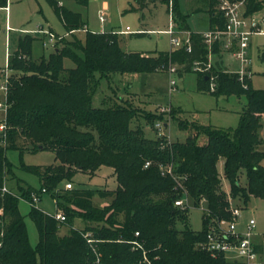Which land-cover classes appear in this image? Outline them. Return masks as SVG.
Wrapping results in <instances>:
<instances>
[{
    "label": "trees",
    "instance_id": "obj_1",
    "mask_svg": "<svg viewBox=\"0 0 264 264\" xmlns=\"http://www.w3.org/2000/svg\"><path fill=\"white\" fill-rule=\"evenodd\" d=\"M47 1L73 40L58 35L55 49L35 59L36 37L26 33L8 56L9 107L6 143L0 142V190L13 171L8 149L19 150L21 156L50 150L52 163H23L22 167L39 177L41 190L53 191L66 220L61 222L33 204L30 216L39 231L34 247L19 200L25 196L31 202L32 192L41 190L21 188V193L12 189L3 193L0 264H90L95 255L84 236L87 232L102 253L103 264H234L224 255L213 256L200 244L209 227H217L220 219H232L234 208L246 205L252 197L264 198V141L259 133L264 126V88H254L250 79L244 87L237 74L225 73L222 53L215 46L217 59L212 69L218 88L211 93L246 95L248 103L240 112L239 124L217 127L179 118L180 128L188 131L186 139L170 140L158 132L148 137L145 126L157 130L156 122L167 120V114L145 113L123 97L111 95L95 106L102 79L177 65L183 71L198 72V89L208 91L209 71L195 69L196 63L202 68L208 64L202 31L191 32L190 50L126 51L119 33L90 31L82 14L68 8L65 0ZM74 1L87 5L90 0ZM158 2L169 4V10L172 6L178 28L189 29L179 0H136L131 9L143 12L150 3ZM217 3L189 1L193 12L209 13L211 29L225 27ZM0 4L6 6L7 0ZM263 5L264 0H247V13ZM78 31L85 32L84 39L76 37ZM65 58L74 66L65 67ZM104 167L113 170L116 188H61L79 172L95 175ZM244 175L246 183L242 182ZM56 188L63 193H55ZM184 194L193 206H205L200 230L190 226V208L175 206V200ZM96 195L110 200L97 205ZM77 218L84 227L75 226ZM62 225L69 227L64 235L59 233Z\"/></svg>",
    "mask_w": 264,
    "mask_h": 264
},
{
    "label": "rangeland",
    "instance_id": "obj_2",
    "mask_svg": "<svg viewBox=\"0 0 264 264\" xmlns=\"http://www.w3.org/2000/svg\"><path fill=\"white\" fill-rule=\"evenodd\" d=\"M190 0H179L180 10L186 15L189 29L178 28L174 25V12L169 4L158 2L150 3L143 12L132 10V4L136 0H90L87 5H81L74 0H65V5L82 14L84 21L90 31H114L119 33L121 46L126 51H166L172 49L171 35L167 32L173 28L179 39H185L192 31H206L211 29L209 25L210 15L206 11L193 12L189 4ZM105 11L106 20L102 21L101 12ZM264 14V5L254 12L255 17L261 21ZM43 25L55 32L62 38L73 40V36L64 26L60 17L47 0H7V5L0 4V86L6 82V68L8 64V53L16 48L18 38L29 33L36 37L33 41V57L38 59L42 55H48L55 47L52 44L44 45V35L38 33L39 27ZM130 31L124 32L126 27ZM87 29V28H86ZM262 32L251 37L249 46L250 68L252 71V85L254 88H264V22L261 24ZM145 34H139V33ZM85 32L78 31L76 37L84 39ZM62 46V44H59ZM231 57L229 54L223 55V69L228 73L235 69H240L241 63L231 59V63L226 60ZM217 57H213V62ZM228 59V58H227ZM65 67H73L74 62L64 59ZM171 80H175L176 85H171ZM199 86V74L196 71H183L178 66L177 72L160 70L155 72H126L116 73L110 79L103 78L100 89L95 95L94 105L101 106L106 96L123 97L132 102L145 113H157L159 108L171 107L173 113L167 114V120L162 121L164 132L171 140H184L188 136V131L181 129L179 118L189 122L210 124L217 127H236L240 121V112L246 107L248 99L246 95L239 97L236 94H220L216 96L210 91H201ZM3 90L0 89V96ZM176 111V112H175ZM2 114L0 112V119ZM148 137H155L157 130L151 126H145ZM260 137L264 141V126L260 130ZM262 150L264 151V145ZM7 156L12 163V175L8 176L7 186L17 193L27 189L40 191L42 183L39 177L31 171L22 167L23 163L49 164L54 161V153L50 150H41L37 153L25 152L23 156L17 149H8ZM264 165V159L262 161ZM66 181L61 188H66ZM246 183V176L242 178ZM73 187H86L95 189H114L117 186L116 177L110 167L102 168L98 174L91 175L86 172H79L73 178ZM227 190L230 185L225 181ZM48 188V186H47ZM55 193H63V190L54 189ZM48 188V193H42L41 199L35 204L43 211L55 214L59 211L57 200ZM23 196L19 200V208L24 216L26 227L31 244L36 247L39 242V231L35 221L30 216L32 210L31 202ZM110 199L94 197V203L103 205ZM241 203V200H240ZM238 216V223L241 228H245L248 220L254 218L257 223L256 232L264 233V198L252 197L245 205L242 204ZM205 206H192L189 209V223L195 230L203 228V215ZM75 226L84 227L80 218L75 220ZM183 228L182 223L178 224ZM69 227L62 225L60 235L68 232ZM256 240L261 237L256 236Z\"/></svg>",
    "mask_w": 264,
    "mask_h": 264
},
{
    "label": "built area",
    "instance_id": "obj_3",
    "mask_svg": "<svg viewBox=\"0 0 264 264\" xmlns=\"http://www.w3.org/2000/svg\"><path fill=\"white\" fill-rule=\"evenodd\" d=\"M217 7L221 11L224 20V28L209 29L202 32L204 41L206 43L208 64L205 68H202L198 63L195 64L196 70H207L209 74L207 76L208 91L216 92L218 88V78L217 74L213 71L212 65L213 57L215 54V46H217L222 55L229 54L232 59L238 60L241 63L240 69L232 70L230 72L237 74L238 80L242 82L244 87H248L247 81L252 77V71L250 67L251 58L249 57V44L251 36L262 32L261 24L264 22V14L261 21H259L254 13H247V0H217ZM102 21L106 20L105 11L101 12ZM174 21V20H173ZM175 25V24H174ZM38 33L44 35L43 38L44 45L52 44L55 46L57 40L60 38L52 30L40 26ZM129 26L126 27L124 32L130 31ZM167 32L171 35L172 50H177L182 47L186 49H191L190 35L185 39H179L175 34L173 28H170ZM10 52L8 53L9 56ZM170 72H177L178 66H169ZM6 82L0 86L3 90V94L0 96V112L2 117L0 119V142L6 143L7 135V111H8V101L7 95L9 91L8 78L10 76V71L8 69V64L6 68ZM171 85L174 87L176 85L175 80H171ZM172 111L171 107H160V113L170 114ZM156 128L158 136H168L164 132V125L162 121L156 122ZM170 139V137L168 136ZM171 140V139H170ZM150 162H147L148 166ZM171 172V168H168ZM165 173V170L162 172ZM72 182L66 184V188H72ZM10 188L5 184V186L0 190V195L9 191ZM47 193V190L43 188L40 193L32 192L31 204H36L41 199V194ZM30 202V201H29ZM175 206L186 209L193 206L190 201L189 196L184 194L182 197L175 200ZM2 212V209H0ZM240 213L239 208L233 209L232 219H220L218 221V226L209 227L207 238L202 242L201 248L210 252L213 256L224 255L229 261L234 264H264V238L260 243L255 242L254 234L256 231L257 223L254 218H250L244 229H240L238 223V216ZM55 218L61 222L66 220V216L62 211H58L54 214ZM90 233L87 232L84 236L87 238L92 251L95 255L93 261L90 264H103L102 253L98 250L95 240L90 237ZM139 235V232H136ZM135 246H140L139 243H135Z\"/></svg>",
    "mask_w": 264,
    "mask_h": 264
},
{
    "label": "crops",
    "instance_id": "obj_4",
    "mask_svg": "<svg viewBox=\"0 0 264 264\" xmlns=\"http://www.w3.org/2000/svg\"><path fill=\"white\" fill-rule=\"evenodd\" d=\"M253 13H254V12H253ZM42 26H43V25H42ZM44 27H45V26H44ZM86 27H87V29H88V25H86ZM203 31H204V30H203ZM252 36H253V35H252ZM252 36H251V37H252ZM250 43H251V39H250ZM249 46H250V44H249ZM222 56H223V55H222ZM214 57H216V55H215ZM227 58H228V59H227ZM227 58H226V60H228V61L231 63L230 60H231L232 58H231V57H227ZM222 60H223V57H222ZM214 62H215V61H214ZM249 68H250V67H249ZM250 69H251V68H250ZM235 70H236V69H235ZM250 80H252V77H251ZM239 227H240V226H239ZM240 229H244V228H241V227H240ZM256 236L261 237V240H256V238H255ZM263 238H264V233H262V232H258V231L256 232V231H255V234H254V240H255V242L260 243V242L263 241Z\"/></svg>",
    "mask_w": 264,
    "mask_h": 264
}]
</instances>
